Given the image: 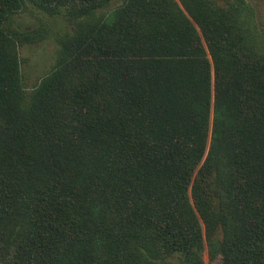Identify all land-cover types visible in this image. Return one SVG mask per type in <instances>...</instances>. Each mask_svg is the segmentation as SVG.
Instances as JSON below:
<instances>
[{
	"label": "trees",
	"instance_id": "obj_1",
	"mask_svg": "<svg viewBox=\"0 0 264 264\" xmlns=\"http://www.w3.org/2000/svg\"><path fill=\"white\" fill-rule=\"evenodd\" d=\"M227 2L0 0V264H264V25ZM27 3L76 25L30 92Z\"/></svg>",
	"mask_w": 264,
	"mask_h": 264
},
{
	"label": "rangeland",
	"instance_id": "obj_2",
	"mask_svg": "<svg viewBox=\"0 0 264 264\" xmlns=\"http://www.w3.org/2000/svg\"><path fill=\"white\" fill-rule=\"evenodd\" d=\"M221 4L232 0H217ZM246 4V20L250 30L256 34L261 32L264 25V5L262 0H243ZM120 3L118 1L110 4L114 8ZM107 8L97 12L96 16L103 15ZM14 30L29 33L37 32L43 37L41 40L26 44L18 49L20 58V73L23 87L27 92L33 90L39 80L46 75L54 65L59 52V40L75 32L76 25L68 20L63 8L59 13L49 15L45 11L27 3L24 12L17 14L11 24ZM204 264H221L220 258L210 261L207 248L202 254Z\"/></svg>",
	"mask_w": 264,
	"mask_h": 264
}]
</instances>
